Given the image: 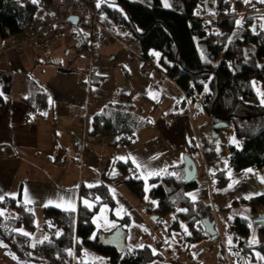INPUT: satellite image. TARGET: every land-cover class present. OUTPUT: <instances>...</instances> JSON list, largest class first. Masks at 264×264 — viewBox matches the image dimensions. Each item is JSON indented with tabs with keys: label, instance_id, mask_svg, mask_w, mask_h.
<instances>
[{
	"label": "crops",
	"instance_id": "crops-1",
	"mask_svg": "<svg viewBox=\"0 0 264 264\" xmlns=\"http://www.w3.org/2000/svg\"><path fill=\"white\" fill-rule=\"evenodd\" d=\"M36 2L47 7L50 0ZM108 30L114 37L100 42L89 87L85 84L84 41L75 29H72L71 43L61 41L53 46L20 51L3 50L5 40L0 37V95L5 103L0 114V200L9 197L19 201L32 211L35 222V216L43 217L46 207L59 210L75 207L77 211L84 202L80 196L82 186L105 183L113 206L103 204L99 207L93 216L95 228L108 233L122 228L124 247L148 246L155 252L160 240L154 244L150 236L161 220L166 223L167 237L183 233L169 230L175 220L174 214L158 218L147 211L145 202L149 207L155 206V201L149 198L150 190L157 185L152 181L168 176L181 177L183 157L191 156L201 172L198 178L196 166L197 186L186 196L193 203L210 205L220 241L219 246L212 249L215 258L212 257L222 260L221 264H230L223 255L232 248L227 229L234 211L228 208L234 201L264 196V168L250 167L239 176L228 169L230 181L227 185L216 188L213 181L210 183L207 173L228 168L229 147L239 143L232 127L227 125L219 130V140L209 141L210 118L194 108L190 99L166 75L159 64V54L151 52L146 60L119 43L116 37L127 36L120 27L110 24ZM77 58L81 59L78 63ZM36 89L47 95V107L33 112L25 107L24 99ZM121 94L129 95L133 114L146 122L128 145L118 143L115 135L90 134L94 115L108 104L116 103ZM84 125L85 138L92 144L83 156H79L76 149L82 140ZM223 131H230L231 142L225 140ZM203 138L205 145L200 150L197 142ZM118 162L129 165V175L139 177L137 179L144 182V190L149 185L143 202L129 191L124 178L119 177ZM148 214L156 220L154 225L149 222ZM30 237L33 244L46 239L43 224L38 230L34 228ZM184 239L183 234L178 240L171 238L170 243L179 241L181 246L185 245L190 256L188 264H195L194 260L208 255V247L198 246L203 241L188 246ZM92 253L84 252L86 261L107 264L105 258ZM251 257L253 260L247 258L246 263L261 264L263 261L254 248Z\"/></svg>",
	"mask_w": 264,
	"mask_h": 264
},
{
	"label": "trees",
	"instance_id": "trees-1",
	"mask_svg": "<svg viewBox=\"0 0 264 264\" xmlns=\"http://www.w3.org/2000/svg\"><path fill=\"white\" fill-rule=\"evenodd\" d=\"M166 2L168 7L163 6L162 0H99V8L127 36L137 41L144 59L147 60L151 52L159 54L160 66L194 108L232 127L239 143L229 147L228 168L207 173V180L221 188L230 181L228 169L239 176L250 167L264 168V105L255 90L259 87L264 96V2ZM38 6L33 0L23 5L14 0H0V37L5 40L27 29ZM83 46L85 51V43ZM198 48L203 50L205 61ZM24 105L33 112L44 110L47 95L36 89L24 99ZM4 107L0 95V114ZM132 109L129 95L121 94L116 103L108 104L94 115L90 134L115 135L120 144L132 143L135 132L146 125ZM117 165L121 170L119 177L124 178L126 187L143 202L144 182L129 175L127 163L118 162ZM181 177L168 176L152 181L157 185L150 190L149 198L155 201V206L149 207L145 202L147 211L158 218L174 214L175 220L169 230L183 233L181 226H185L183 234L188 246L217 239L210 205L193 203L186 196L197 186V180L185 182ZM80 196L93 202V207L89 209L82 202L75 212L53 207L43 209V231L47 233V239L34 244L30 237L35 228L32 211L13 198L0 200V242L7 246L16 264H102L84 260L85 251L101 255L107 264H151L161 258L148 246L127 249L111 246L101 239L113 232L97 230L92 221L101 205L113 206L105 183L82 186ZM178 209L181 210L178 212ZM228 210H233L234 215L227 229L232 248L227 254L221 249L226 261L248 264L246 259L253 260L251 252L254 248L264 264V230L249 220L264 210V196L234 201ZM119 233L125 234L122 228ZM94 234L95 238H90Z\"/></svg>",
	"mask_w": 264,
	"mask_h": 264
},
{
	"label": "built area",
	"instance_id": "built-area-1",
	"mask_svg": "<svg viewBox=\"0 0 264 264\" xmlns=\"http://www.w3.org/2000/svg\"><path fill=\"white\" fill-rule=\"evenodd\" d=\"M14 1L21 5L28 2V0ZM98 4L99 0H50L49 6H38L36 15L27 29L5 39L3 50L20 51L24 48L48 47L61 41L71 43L73 41L71 27L74 26L86 45V50L82 54L86 60L85 84L89 87L91 72L97 63V48L102 40L114 37L108 30V25L120 27L97 7ZM71 17L76 18L75 23L69 20ZM116 39L126 49L134 54H140V46L133 37H116ZM85 136L84 125L82 140L76 149L79 156H83L92 144ZM203 144H205L204 138L197 142L200 149Z\"/></svg>",
	"mask_w": 264,
	"mask_h": 264
},
{
	"label": "rangeland",
	"instance_id": "rangeland-1",
	"mask_svg": "<svg viewBox=\"0 0 264 264\" xmlns=\"http://www.w3.org/2000/svg\"><path fill=\"white\" fill-rule=\"evenodd\" d=\"M46 2H47V0H43V3H46ZM162 2L165 3L166 0H162ZM73 27H71V28L76 30V28L75 27L73 28ZM76 34H79V33L76 31ZM24 49H22V50H24ZM198 50H199V54H200L202 60L205 61L206 59H205V55H204L203 50L201 48H198ZM78 61H81V59L77 58L76 62L78 63ZM255 90H256L259 98H260L261 103L264 105V96L262 94L261 89L259 87H255ZM223 135H224L225 140L227 142L232 141V135H231L230 131L229 132L223 131ZM196 166H197V177L199 178L201 169H200L198 164ZM181 178L182 179L184 178V170H183V175ZM146 187L148 188L149 185H146ZM125 190H127V189H125ZM147 200H149L148 197H147ZM148 216L150 218L149 222L154 225L156 220L153 219V215L148 214ZM42 224H43V218L39 217V216H35V222H34L35 228L38 230ZM165 226H166V223L163 220H161L160 225L156 226L157 229L155 230V233H153L150 236V241L153 242L154 244L156 243V241L160 240V247L155 248L156 249L155 252L161 254V258L159 260H155L151 264H171V261H173V260L177 261V264H188L190 256H189L188 249L185 247V245L181 246L179 244V241H177L175 243H170L171 238L178 240V239L182 238L183 234L176 232V233L171 234V236L167 237V232H165ZM182 229H183V233H185V231H186L185 226H182ZM225 232L226 231L223 230V233H225ZM165 240H166V244L164 243ZM219 242H220L219 239L203 240V242L200 243L198 246H200V248L201 247H208V251H207L208 255H206L204 258L201 257L198 260L193 259L195 261V264H221L220 262H223L222 260H218L219 261L218 262L217 259H213V257H212V256H214L212 249L219 246ZM168 244H170V245H168ZM92 254H95L99 258H103L99 254H96V253H92ZM214 258H215V256H214ZM84 260H88V258L86 257V258H84ZM226 260H228V259H226ZM90 261H94V260H90ZM0 264H16L15 257L9 251L7 246L5 244H3L2 242H0Z\"/></svg>",
	"mask_w": 264,
	"mask_h": 264
},
{
	"label": "water",
	"instance_id": "water-1",
	"mask_svg": "<svg viewBox=\"0 0 264 264\" xmlns=\"http://www.w3.org/2000/svg\"><path fill=\"white\" fill-rule=\"evenodd\" d=\"M70 21L76 22V18L71 17L69 18ZM210 123H211V138L209 141H212L213 139L219 140L218 139V131L226 128L227 124L225 122H218L214 117L210 118ZM183 162H184V181L189 182L192 180H196V165L194 161L187 155L183 157ZM250 223L252 225H257L258 228L264 230V210L257 212L254 214L252 218L249 219ZM215 225V221L212 222V226ZM209 234H212L209 233ZM101 239H104V243L108 242L109 245L111 246H121L122 248L124 247L123 243V236L120 235L119 229L113 231L111 234H109L106 238L101 237Z\"/></svg>",
	"mask_w": 264,
	"mask_h": 264
},
{
	"label": "snow or ice",
	"instance_id": "snow-or-ice-1",
	"mask_svg": "<svg viewBox=\"0 0 264 264\" xmlns=\"http://www.w3.org/2000/svg\"><path fill=\"white\" fill-rule=\"evenodd\" d=\"M261 2H264V0H261ZM33 3H36V0H33ZM97 7H99V4L97 5ZM165 7H168L167 3H165ZM236 23H237V24H240L241 22H240V21H236ZM153 55H158V54H157V53H153ZM253 86H255V85L253 84ZM204 91H205L206 93L208 92V88H207V86H205ZM248 171L251 172L252 170L249 169ZM137 178H139V177H137ZM230 187H231V185H230ZM145 190L147 191L148 189L146 188ZM145 199H147V197H145ZM97 200H99L98 197H97ZM57 206H59V205H57ZM84 206L87 207V208H89V209H91V208L93 207V205L90 204L89 201H87V200H84ZM63 210H64V211H70V212H75V211H76L75 207H67V208H64ZM95 222H96V221H95V218H93V223H95ZM24 235H28V234H27V233H24ZM56 235L59 236L60 233L57 232ZM90 238H95V234L93 235V237H90ZM46 239H47V238H46ZM253 243H255V241H253ZM141 247H142V246H141Z\"/></svg>",
	"mask_w": 264,
	"mask_h": 264
}]
</instances>
